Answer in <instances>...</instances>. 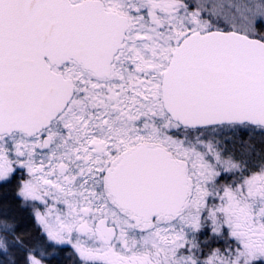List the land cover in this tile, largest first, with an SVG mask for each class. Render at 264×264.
<instances>
[{
	"label": "snow or ice",
	"instance_id": "6c2138e0",
	"mask_svg": "<svg viewBox=\"0 0 264 264\" xmlns=\"http://www.w3.org/2000/svg\"><path fill=\"white\" fill-rule=\"evenodd\" d=\"M61 253L264 264V0H0V264Z\"/></svg>",
	"mask_w": 264,
	"mask_h": 264
},
{
	"label": "trees",
	"instance_id": "16d2710c",
	"mask_svg": "<svg viewBox=\"0 0 264 264\" xmlns=\"http://www.w3.org/2000/svg\"><path fill=\"white\" fill-rule=\"evenodd\" d=\"M9 198L12 199V197ZM24 219L25 226L29 229L32 236L35 237L38 234V229L34 226V222H32L31 218L28 216L27 213L24 214ZM53 264H70V261L66 258L63 253H61L58 259L53 262Z\"/></svg>",
	"mask_w": 264,
	"mask_h": 264
},
{
	"label": "rangeland",
	"instance_id": "374dc122",
	"mask_svg": "<svg viewBox=\"0 0 264 264\" xmlns=\"http://www.w3.org/2000/svg\"><path fill=\"white\" fill-rule=\"evenodd\" d=\"M32 220V219H31ZM32 222H34V220H32ZM34 224V226H35V222L33 223ZM219 245H217V244H212L210 247H218ZM208 251H209V249L208 248H206L205 249V255H202L201 256V259H206L207 258V253H208Z\"/></svg>",
	"mask_w": 264,
	"mask_h": 264
},
{
	"label": "flooded vegetation",
	"instance_id": "af4514ba",
	"mask_svg": "<svg viewBox=\"0 0 264 264\" xmlns=\"http://www.w3.org/2000/svg\"><path fill=\"white\" fill-rule=\"evenodd\" d=\"M25 178H27V177L25 176Z\"/></svg>",
	"mask_w": 264,
	"mask_h": 264
}]
</instances>
